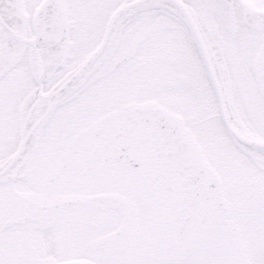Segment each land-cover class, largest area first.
<instances>
[{
    "label": "snow or ice",
    "instance_id": "6c2138e0",
    "mask_svg": "<svg viewBox=\"0 0 264 264\" xmlns=\"http://www.w3.org/2000/svg\"><path fill=\"white\" fill-rule=\"evenodd\" d=\"M0 264H264V0H0Z\"/></svg>",
    "mask_w": 264,
    "mask_h": 264
}]
</instances>
